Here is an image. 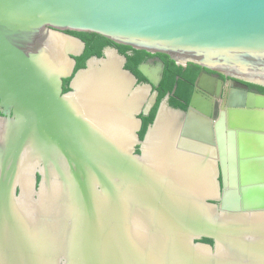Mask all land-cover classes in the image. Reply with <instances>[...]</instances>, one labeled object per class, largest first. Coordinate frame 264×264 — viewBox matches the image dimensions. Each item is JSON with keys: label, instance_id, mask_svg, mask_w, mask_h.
<instances>
[{"label": "water", "instance_id": "1", "mask_svg": "<svg viewBox=\"0 0 264 264\" xmlns=\"http://www.w3.org/2000/svg\"><path fill=\"white\" fill-rule=\"evenodd\" d=\"M71 33L236 87L222 100L201 73L182 111L175 86L141 139L164 62L139 84L109 48L76 72ZM248 84L264 87V0H0V264H264V94Z\"/></svg>", "mask_w": 264, "mask_h": 264}, {"label": "trees", "instance_id": "2", "mask_svg": "<svg viewBox=\"0 0 264 264\" xmlns=\"http://www.w3.org/2000/svg\"><path fill=\"white\" fill-rule=\"evenodd\" d=\"M80 38L85 44L86 49L84 54L77 58L76 72L80 69H84L87 62L92 57L102 58L104 57V50L109 47L116 48L119 53L127 58V64L125 68L132 72L140 82H147L146 79L138 71L140 64L144 63L147 59L153 55L146 51H139L132 49L131 47L118 45L106 39L102 36L89 33H71ZM165 65L163 78L159 88L155 89L159 93L158 101L155 107L152 109L148 116L143 117V128L140 132V138L143 139L147 129L152 125L155 120L158 108L162 100L167 94L173 92L175 86H177L176 92L173 96H170L169 104L171 107L186 111L188 109L191 97L194 92L196 80L201 72V67L196 65H189L187 68L178 66L167 55H157ZM70 79L66 81L64 86V92L70 91L69 88ZM248 86L258 93L264 94V87L248 84ZM206 243L212 244L211 240H203Z\"/></svg>", "mask_w": 264, "mask_h": 264}, {"label": "flooded vegetation", "instance_id": "3", "mask_svg": "<svg viewBox=\"0 0 264 264\" xmlns=\"http://www.w3.org/2000/svg\"><path fill=\"white\" fill-rule=\"evenodd\" d=\"M109 48H114V47H109ZM109 48H106L105 50H104V53H105V51L107 50V49H109ZM158 56L156 55V56H152L151 58H149V59H147L144 63H142V64H148V63H151V64H153V65H157L158 64ZM141 65V64H140ZM139 65V66H140ZM139 68V67H138ZM201 73H206V74H208V75H210V76H213L214 78H216L218 81H223V85H222V100H225L226 99V97L228 96V93H229V91L230 90H232V88H235L236 86H235V84H233V80H231V79H227V78H225L224 76H222V75H219V74H217V73H215V72H212V71H210V70H207V69H201V72H200V74ZM199 74V75H200ZM199 77V76H198ZM138 79V78H137ZM198 79V78H197ZM139 80V79H138ZM66 81H68V80H65L64 81V86H65V83H66ZM147 81V80H146ZM139 82V81H138ZM148 83V81L147 82H140L139 84H147ZM69 85H70V83H69ZM216 87L218 88V85H216ZM194 89H195V87H194ZM248 89H249V91H252V92H256L255 90H252L249 86H248ZM155 90V89H154ZM217 90V89H216ZM256 93H258V92H256ZM222 100H220V101H222ZM223 102V101H222ZM146 115H144V114H142L141 116H140V119H142V122H143V117H145ZM142 128H143V126H142ZM202 242H204V241H202ZM206 243V242H205ZM211 245H213V242H212V244Z\"/></svg>", "mask_w": 264, "mask_h": 264}]
</instances>
